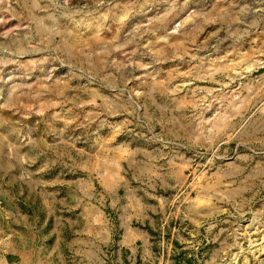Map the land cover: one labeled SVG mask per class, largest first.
<instances>
[{
	"label": "rangeland",
	"instance_id": "obj_1",
	"mask_svg": "<svg viewBox=\"0 0 264 264\" xmlns=\"http://www.w3.org/2000/svg\"><path fill=\"white\" fill-rule=\"evenodd\" d=\"M264 0H0V264H264Z\"/></svg>",
	"mask_w": 264,
	"mask_h": 264
},
{
	"label": "water",
	"instance_id": "obj_2",
	"mask_svg": "<svg viewBox=\"0 0 264 264\" xmlns=\"http://www.w3.org/2000/svg\"><path fill=\"white\" fill-rule=\"evenodd\" d=\"M264 68V67H263Z\"/></svg>",
	"mask_w": 264,
	"mask_h": 264
}]
</instances>
